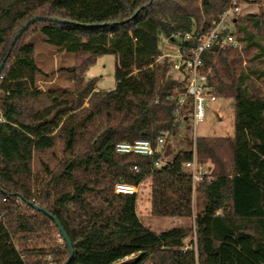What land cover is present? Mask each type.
I'll list each match as a JSON object with an SVG mask.
<instances>
[{
    "label": "trees",
    "instance_id": "1",
    "mask_svg": "<svg viewBox=\"0 0 264 264\" xmlns=\"http://www.w3.org/2000/svg\"><path fill=\"white\" fill-rule=\"evenodd\" d=\"M231 2L0 0V264H64L70 251L54 237L62 234L50 214L71 239L69 264H264V91L254 79H264L263 9L233 21L244 51H254V64L245 68L234 47L204 54L210 85L233 99V135L193 138L187 132L185 147L174 151L166 143L153 156L115 149L136 139L156 146L161 131L176 134L181 123L190 131V96L182 121L173 125L186 74L175 77L173 60L157 58L164 39L206 31ZM36 15L68 21H35L12 44ZM38 32L75 54V63L59 70L73 75L74 89L40 87V77L49 75L29 42ZM108 53L117 56V84L99 90L98 78L85 74ZM164 154L168 165L153 168ZM193 160L213 163L196 184L185 165ZM147 178L153 216L192 217L197 193L194 227L156 233L139 216L135 195L114 192L117 181L139 185ZM190 234L195 246L184 250Z\"/></svg>",
    "mask_w": 264,
    "mask_h": 264
},
{
    "label": "rangeland",
    "instance_id": "2",
    "mask_svg": "<svg viewBox=\"0 0 264 264\" xmlns=\"http://www.w3.org/2000/svg\"><path fill=\"white\" fill-rule=\"evenodd\" d=\"M247 4L243 6L241 15L249 13H259L261 9L264 12V0H245ZM244 3V2H243ZM264 24V17H263ZM232 29L235 27L231 24ZM29 42L34 44L36 61L43 73L49 76H41L39 79V85L42 89L47 91H70L74 89L73 75L67 71H59L62 68L70 67L75 63V54L64 51L56 46L49 44L44 35L40 32L35 33L29 37ZM164 40L162 43V50ZM243 54V66L247 68L249 65L254 64L250 58L254 51L246 53L244 51V44L239 49ZM117 56L113 53L101 55L96 63L91 65L86 71V78L97 77L99 90H111L115 89L117 81L115 78ZM175 77L180 74L172 72ZM254 77V76H253ZM256 84L264 91V79H258L254 77ZM87 105V103H85ZM186 112V111H185ZM234 106L233 99L231 97H225L218 94V99L215 102H210L206 106V117L204 121L199 123L196 130L194 128L193 120L186 122L190 125V131L185 132V123H181L179 130L176 134H171L167 140V144H170L174 151H177L181 147H185L187 142L185 141V135L188 132L193 138L197 135L207 136H230L234 133ZM164 146H160L163 150ZM55 152L59 155L62 152L61 144L55 149ZM163 159L166 160L165 154ZM203 166L205 174H208L213 166L210 160L200 164ZM118 182V181H117ZM152 198V180L147 178L141 185L137 199V211L140 213V217L143 222L150 227L154 232L160 233L166 229L176 226H193L195 224V217L198 210L201 208V200L198 198L197 193L194 195V215L192 217H163L153 216L150 212ZM54 237L57 242L64 245V240L60 233L55 232ZM193 236L190 234L186 239L187 244H190ZM145 264H151L147 261Z\"/></svg>",
    "mask_w": 264,
    "mask_h": 264
},
{
    "label": "built area",
    "instance_id": "3",
    "mask_svg": "<svg viewBox=\"0 0 264 264\" xmlns=\"http://www.w3.org/2000/svg\"><path fill=\"white\" fill-rule=\"evenodd\" d=\"M242 11L243 0H232L221 19L206 31L199 34L179 31L171 38L164 39L162 55L157 60L169 57L173 60L172 70L186 74V89L177 102L173 125L182 121V109L186 105L188 96L193 99L192 120L195 130L206 117V106L210 102L217 101L216 88L209 83V77L213 73L210 68L205 67L204 54L214 49L226 47L240 49L243 46V42L236 36L231 27L233 21L242 14ZM0 121H5L1 107ZM170 136L171 130L165 129L157 135L156 146L151 140L136 139L134 141H120L116 144L115 149L118 153H137L153 156L156 152H162L160 146H164ZM165 165H168V162L163 159V156L152 163L153 168H160ZM185 165L192 173L194 184L200 182L205 174L203 166L196 160L187 162ZM133 168L136 172H141L139 165H134ZM143 182L137 185L118 181L114 185V192L117 194H132L138 199L140 185ZM195 239L196 237L193 236L192 240L195 241ZM193 245L186 242L182 248L188 250Z\"/></svg>",
    "mask_w": 264,
    "mask_h": 264
},
{
    "label": "water",
    "instance_id": "4",
    "mask_svg": "<svg viewBox=\"0 0 264 264\" xmlns=\"http://www.w3.org/2000/svg\"><path fill=\"white\" fill-rule=\"evenodd\" d=\"M51 20V21H65L67 22L68 20H64V19H61L59 17H52V16H41V15H36L34 17H32L31 19H29L25 24H23V26L18 30V32L15 34V36L12 38V41L11 43L12 44H15V42L19 39V37L23 34V32L26 30V28L33 22L35 21H38V20ZM4 65V61H2L0 63V74H1V71H2V67ZM37 209L39 210H42L44 212H47V210L43 209V208H40L38 206H36ZM54 220L56 221V224L58 225V227L60 228V231H61V234L63 236V239L65 241V243L67 244L68 248H69V251H70V255H69V258L65 261L64 264H69L70 261L72 260L73 256H74V249H73V245H72V242H71V239L69 237V235L67 234V232L65 231L64 227L61 225V223L59 222V220L57 219V217H55L54 215L50 214ZM116 264H119V263H116Z\"/></svg>",
    "mask_w": 264,
    "mask_h": 264
},
{
    "label": "crops",
    "instance_id": "5",
    "mask_svg": "<svg viewBox=\"0 0 264 264\" xmlns=\"http://www.w3.org/2000/svg\"><path fill=\"white\" fill-rule=\"evenodd\" d=\"M243 6L245 5V4H247L246 2H245V0H243ZM152 200V199H151ZM152 205V204H151ZM151 208H152V206H150ZM151 208H150V212H151V215H152V210H151ZM138 214L140 215V213H139V211H138ZM134 256V255H133ZM133 256H130V257H127V259H130V258H132Z\"/></svg>",
    "mask_w": 264,
    "mask_h": 264
}]
</instances>
